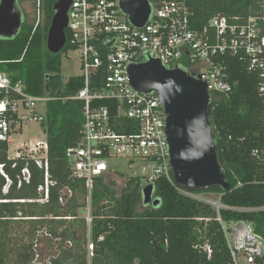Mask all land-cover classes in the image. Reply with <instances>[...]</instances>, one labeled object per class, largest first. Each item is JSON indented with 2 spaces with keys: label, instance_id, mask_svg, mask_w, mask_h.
Masks as SVG:
<instances>
[{
  "label": "trees",
  "instance_id": "trees-1",
  "mask_svg": "<svg viewBox=\"0 0 264 264\" xmlns=\"http://www.w3.org/2000/svg\"><path fill=\"white\" fill-rule=\"evenodd\" d=\"M56 1L48 0L46 6L49 23ZM174 1L184 2L193 13L194 29H200L214 15L246 17L258 10V0ZM34 23L32 27L24 21L16 36L0 38V69L11 80H22L28 93L55 98L45 104L46 117L41 124L48 145L49 179L54 185L49 187L47 203L35 202L40 199L37 188L43 185V170L30 161H17L12 168L8 145L0 143V164L12 182L4 195L5 180L0 175V200L9 201L0 203V264H30L34 241L42 230L54 250L51 264H231L222 227L247 223L264 239V97L259 70L249 71L246 62L225 57L232 93L228 97L211 95L209 120L217 159L230 189L189 192L213 194L220 208L184 196L179 192L184 188L164 177L153 185L157 206L144 205L138 178H128L117 192L105 176H100L93 181L88 228L87 191L83 180L72 177L67 156L81 138L83 104L62 100L82 88V78L61 80V57L67 47L58 54L49 53V25L44 32ZM94 104L108 106L114 117L112 102ZM120 122L122 129L134 126L130 120ZM26 165L30 182L17 188V175ZM63 190L70 191L71 196H64L61 205L58 199ZM16 200L32 202H11ZM205 245L211 250L209 258L202 250ZM256 264H264V258Z\"/></svg>",
  "mask_w": 264,
  "mask_h": 264
},
{
  "label": "built area",
  "instance_id": "built-area-1",
  "mask_svg": "<svg viewBox=\"0 0 264 264\" xmlns=\"http://www.w3.org/2000/svg\"><path fill=\"white\" fill-rule=\"evenodd\" d=\"M148 1L151 11L142 28L129 22L119 7V0H71L67 11L64 45L67 52L64 55L71 53L78 58L82 88L62 100L83 104L81 138L67 151V156L72 177L83 180L87 191L85 220L88 228L93 181L106 174H116L107 165L112 159H125L129 167L137 170L130 178H138L141 189L153 187L160 177L173 183L165 113L155 93H138L130 86L129 66L153 59L169 70L179 68L200 77L210 96L218 93L228 97L232 87L227 82L223 61L228 56L237 57L246 62L249 71L261 72L260 92L264 97V0H258V10L254 14L246 17L214 15L200 29L192 27L193 13L184 2ZM39 8L37 0V17H40ZM197 64L202 69L197 68ZM54 99L28 93L22 80L13 81L0 69V143L8 145L24 123L41 125L44 118L35 108ZM103 100L113 103L116 112L113 118L108 106L94 104ZM121 119L133 121L134 126L120 128ZM120 129L122 133L117 132ZM47 154L48 145L43 139L34 144L24 142L17 148L14 158L8 157L14 160L12 168L17 161H30L43 170V185L37 188L40 199L35 201L40 204L48 202L49 187L54 185L49 179ZM0 175L5 180L1 190L5 195L12 182L4 171V164H0ZM30 179L26 165L17 175V188L29 184ZM179 192L216 209L221 207L219 201L203 200L187 190L179 189ZM64 196L70 197L71 192L62 191L58 199L61 205L65 203ZM2 202L9 201L0 200ZM222 231L231 264H256L264 258V239L250 224L236 222L222 227ZM41 242L38 237L35 239L30 264H51L50 256L42 257ZM89 247L91 254L92 245ZM202 250L209 258L210 247L205 245Z\"/></svg>",
  "mask_w": 264,
  "mask_h": 264
},
{
  "label": "water",
  "instance_id": "water-1",
  "mask_svg": "<svg viewBox=\"0 0 264 264\" xmlns=\"http://www.w3.org/2000/svg\"><path fill=\"white\" fill-rule=\"evenodd\" d=\"M70 3L71 0H57L53 5L46 38V48L51 54H58L64 48ZM119 7L137 28L145 25L151 11L148 0H119ZM21 24L17 0H0V37L13 38ZM128 77L135 91L155 93L161 103L174 184L192 192L212 187L229 191L209 120L211 96L200 77L179 68L169 70L153 59L129 66ZM141 193L144 205L157 206L152 186L144 187Z\"/></svg>",
  "mask_w": 264,
  "mask_h": 264
},
{
  "label": "rangeland",
  "instance_id": "rangeland-1",
  "mask_svg": "<svg viewBox=\"0 0 264 264\" xmlns=\"http://www.w3.org/2000/svg\"><path fill=\"white\" fill-rule=\"evenodd\" d=\"M57 2V1H56ZM37 0H17V4L21 8L25 24H31L33 27L34 23L38 29H42L44 32L46 31L47 26H50L49 17L50 14L46 11V6L48 5V0H39L40 8L39 13L40 17H37L36 10ZM52 19V18H51ZM38 20V21H37ZM51 21V20H50ZM1 38V37H0ZM196 65V62L192 64V67ZM199 69L200 65L196 66ZM195 71L200 72L198 69ZM79 61L78 58L74 54L62 55L61 57V73L60 78L63 82H66L70 77L79 76ZM36 111L39 115H41L44 119L46 117V106L45 104H38L36 106ZM44 139L43 127L39 123H24L22 125L21 131L17 134L12 135L10 142L8 144L7 155L9 158H14L17 148L23 145L24 142L35 143L42 142ZM108 168L113 170L116 174H106L105 181L112 183L114 189L119 192L121 188L124 186L125 182L128 178L132 177L133 174L137 173L135 168L129 167L127 161L125 159H112L108 164ZM203 200L208 199L214 203L218 202V199L213 194H201L198 196ZM87 214L85 215V217ZM44 231H40L37 234V237L42 241V257L47 259V256L54 254V250L50 249L51 246L47 243V238L44 235ZM88 251L90 252V247L88 245ZM88 258H91V254H88Z\"/></svg>",
  "mask_w": 264,
  "mask_h": 264
},
{
  "label": "flooded vegetation",
  "instance_id": "flooded-vegetation-1",
  "mask_svg": "<svg viewBox=\"0 0 264 264\" xmlns=\"http://www.w3.org/2000/svg\"><path fill=\"white\" fill-rule=\"evenodd\" d=\"M17 6H18V8L20 9V11H21V14H22V23L25 21V19H24V14H23V12H22V10H21V8L19 7V5L17 4ZM21 27H22V24H21Z\"/></svg>",
  "mask_w": 264,
  "mask_h": 264
}]
</instances>
